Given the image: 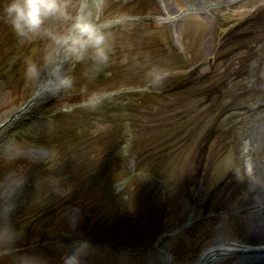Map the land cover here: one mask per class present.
<instances>
[{
    "label": "rangeland",
    "instance_id": "rangeland-1",
    "mask_svg": "<svg viewBox=\"0 0 264 264\" xmlns=\"http://www.w3.org/2000/svg\"><path fill=\"white\" fill-rule=\"evenodd\" d=\"M7 2L0 264H63L82 240L85 264L264 259V0H88L108 35L100 66L55 39L81 0L46 20L54 35L17 32ZM154 67L171 72L160 85Z\"/></svg>",
    "mask_w": 264,
    "mask_h": 264
},
{
    "label": "clouds",
    "instance_id": "clouds-1",
    "mask_svg": "<svg viewBox=\"0 0 264 264\" xmlns=\"http://www.w3.org/2000/svg\"><path fill=\"white\" fill-rule=\"evenodd\" d=\"M3 13L15 30L21 34L27 31L33 34L46 32L49 35L54 34L45 27L46 20L49 17H63L69 14L67 5L63 0H8L4 5ZM55 39L67 52L78 59L91 53L97 66L103 65L109 59L108 35L93 19L88 0H81L77 11L72 15L70 29L64 34L55 36ZM37 73V65L30 63L27 74L32 77ZM149 75L154 85H160L171 75V72L168 69L154 67ZM57 76V88L72 86L71 76L59 74ZM102 100L103 94L94 92L87 97L85 103L95 107ZM14 183L20 185L22 179L17 178ZM88 247L89 242L87 240L79 241L74 250L64 257L63 264H85L84 258L87 255L86 249Z\"/></svg>",
    "mask_w": 264,
    "mask_h": 264
},
{
    "label": "bare ground",
    "instance_id": "bare-ground-1",
    "mask_svg": "<svg viewBox=\"0 0 264 264\" xmlns=\"http://www.w3.org/2000/svg\"><path fill=\"white\" fill-rule=\"evenodd\" d=\"M106 190V189H105ZM254 249H257V250H261L262 252H264V247L262 246H259V247H255ZM253 249V250H254ZM215 252H222V250L220 249H215V250H212V251H209L205 254L204 258L200 260V262H198L197 264H204L206 262V260L213 254H215ZM260 257V256H259ZM215 262V261H214ZM212 262V264L214 263ZM252 264H264V259H258L256 260L254 263Z\"/></svg>",
    "mask_w": 264,
    "mask_h": 264
},
{
    "label": "water",
    "instance_id": "water-1",
    "mask_svg": "<svg viewBox=\"0 0 264 264\" xmlns=\"http://www.w3.org/2000/svg\"><path fill=\"white\" fill-rule=\"evenodd\" d=\"M41 95V93H36L34 96L31 97V99H29V101H27V103L23 104L22 107L19 109V111L13 115V117H11L10 119L7 120V122H10L11 120H13L14 117H16L17 115H19L20 113H22L23 109L27 108L29 105L32 104L33 101H35L36 98H38ZM5 123H3V125L0 126V128L2 126H4Z\"/></svg>",
    "mask_w": 264,
    "mask_h": 264
},
{
    "label": "trees",
    "instance_id": "trees-1",
    "mask_svg": "<svg viewBox=\"0 0 264 264\" xmlns=\"http://www.w3.org/2000/svg\"><path fill=\"white\" fill-rule=\"evenodd\" d=\"M205 146V145H204Z\"/></svg>",
    "mask_w": 264,
    "mask_h": 264
}]
</instances>
